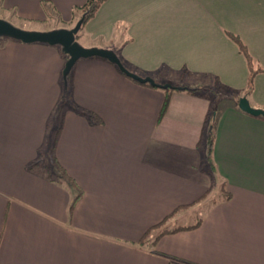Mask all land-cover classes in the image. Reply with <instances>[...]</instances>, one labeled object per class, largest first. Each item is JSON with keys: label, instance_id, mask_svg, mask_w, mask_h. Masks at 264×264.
<instances>
[{"label": "crops", "instance_id": "obj_1", "mask_svg": "<svg viewBox=\"0 0 264 264\" xmlns=\"http://www.w3.org/2000/svg\"><path fill=\"white\" fill-rule=\"evenodd\" d=\"M85 1L0 0V10L71 27ZM226 32L264 68V0H105L77 39L155 82L208 87L212 76L230 89L213 112L219 182L205 165L206 97L141 85L89 58L74 64L60 111L67 57L57 46L0 40V264H264V117L238 108L248 70ZM246 99L264 110V72ZM50 118L61 122L57 162L82 191L71 213V185L33 165ZM176 208L161 228L200 225L138 244Z\"/></svg>", "mask_w": 264, "mask_h": 264}, {"label": "trees", "instance_id": "obj_2", "mask_svg": "<svg viewBox=\"0 0 264 264\" xmlns=\"http://www.w3.org/2000/svg\"><path fill=\"white\" fill-rule=\"evenodd\" d=\"M104 1L105 0H86L81 6H76L74 8V10L72 11V14L74 15L75 13H78L79 14L78 19L82 15H84V21H83L80 29H82L85 26V24L95 15V13L97 12V10L99 9V7L102 5V3ZM226 35L229 39H231L236 44L240 54L244 57V59L246 61L248 75H247L246 88H245L243 97L247 98L252 93L254 78L256 77V75L262 73L264 70L260 66V64H258L254 60V58L250 55L246 45L243 43V41L238 36H236L232 33H229V32H226ZM77 37H78V34L76 35V40H77ZM205 77L212 80L211 86H208V87H206V86H198V87H196V86L195 87L194 86H180V88L178 90L184 91V92L191 94V95H200V96L206 97L209 101L208 113L206 116V119L208 122L206 124V127L204 128L205 130H202V134H203V131L205 133L204 139H205V144L207 147V158H206L207 163L205 162V165L207 168H209L210 173L212 172V174H210L212 181L219 182L220 178L216 175L215 166L212 163V160L210 158L211 147H212V142H213L212 128L214 126L215 118H216L215 116L213 117V112H216L219 101H221L225 97V96L221 95V93L219 92V88H221L227 92H229L230 89L221 85L215 77H212V76H205ZM128 79H130V78H128ZM130 80H132V79H130ZM132 81L136 82L134 80H132ZM136 83H138V82H136ZM138 84H140V83H138ZM141 85L150 86L147 83H144ZM174 89H177V88L166 89L165 92H169V91H172ZM70 94H71V71L67 77V88L63 90L62 98H61L60 103L58 105V108L60 109V111L65 109L66 107H68L70 105L69 104L70 102L67 103L65 101V99L69 98ZM238 100H239V98H237L236 101H238ZM168 101H169V95L166 94V96L162 102L160 111H159V118L158 119H160L163 116V114L166 110V107L168 105ZM78 112H80L81 114L86 116L90 121H98V118L92 112H88L85 110H81ZM61 113H60V117H61ZM60 125H61V122L59 120L57 126L55 127L53 137L51 138L49 148L47 150V159H48V161H50L52 163L53 166H52V168H49V166L47 164H45V165L41 164V166L46 170L48 179H51L53 181H58L61 183H64V182L68 183L69 185H71L72 189L75 191V193L73 194L72 200L70 202L69 209H68V211L71 213L74 205L80 199V197L82 195V191L78 187V185L75 183V181L65 172V170L62 168V166L57 162V159L54 155V148H55V144L57 141L58 132H59L60 127H61ZM201 139L202 138L200 137V140ZM39 164H40V162H39V160H37L36 162H34L33 165H39ZM52 175H54L55 178H53ZM220 186H221V191L223 192L222 200L229 199L230 195L226 192L224 183L222 182L220 184ZM208 191L199 200L206 198L208 195L207 194ZM212 202H215V200L213 199ZM176 211H177V208L175 210H173L170 214L166 215L160 222H158L157 224H154L153 226L148 228L142 234L140 239L138 240V244H140V245L144 244L145 241H147L149 239V237H152V233L154 231H157V233L155 235H153V237H152L153 240H152L151 245H150L151 247H154L157 240L163 235L172 234V233H176V232L184 231V230H191V229H194L200 225L201 221L198 220L193 225H190V226H175V227L170 228V229L161 228L165 224V222L174 215V213Z\"/></svg>", "mask_w": 264, "mask_h": 264}, {"label": "water", "instance_id": "obj_3", "mask_svg": "<svg viewBox=\"0 0 264 264\" xmlns=\"http://www.w3.org/2000/svg\"><path fill=\"white\" fill-rule=\"evenodd\" d=\"M83 21L84 15H82L71 28L60 27L46 31H37L19 28L7 20L0 18V40L7 38L24 44L40 43L49 46H57L60 49V52L67 57L61 72L64 89L67 88V77L74 64L81 59L89 58H99L110 62L126 77L140 84L147 83L151 87L164 90L174 88L170 84H159L149 76H140L128 70L112 49L82 46L76 40V35L80 31ZM179 88L180 87H177V89ZM237 105L238 108L246 114L255 117H264V110L251 107L245 97L239 98Z\"/></svg>", "mask_w": 264, "mask_h": 264}, {"label": "rangeland", "instance_id": "obj_4", "mask_svg": "<svg viewBox=\"0 0 264 264\" xmlns=\"http://www.w3.org/2000/svg\"><path fill=\"white\" fill-rule=\"evenodd\" d=\"M0 13H4V12H1L0 10ZM78 13H75L73 16H72V24H71V27L75 24V22L78 20ZM4 17H6L5 20H7L8 22H10L11 24L19 27V28H22V29H25V30H37V31H46V30H50V29H53L54 27H59L58 25H60L59 21L55 20V19H49L46 21L47 24H40V23H31V22H20L18 20H15L14 18H10L9 16H7L6 13L3 14ZM67 26V27H65ZM65 26H61V27H64V28H69L70 26L68 25H65ZM70 27V28H71ZM81 30V29H80ZM79 34H80V31L78 32V37H79ZM77 37V39H78ZM4 39V38H3ZM236 45V44H235ZM238 48V47H237ZM261 66V65H260ZM262 67V66H261ZM263 68V67H262ZM264 70V68H263ZM264 72V71H263ZM208 81V80H207ZM157 82V81H156ZM209 82V81H208ZM159 84H170L174 87H180V86H175L176 84H171V83H160V82H157ZM212 83L211 81L209 82V84ZM219 91L221 93V95H227V91L219 88ZM232 96V95H231ZM233 97V96H232ZM65 101L68 103L69 102V99H65ZM57 114V113H56ZM52 117L54 118V114L52 115ZM57 120V119H56ZM55 121H51V118H50V121H48V124H47V128H46V137H45V141H44V144L40 147L39 149V155H38V160L40 162V166L41 164L42 165H45L47 164L49 166V168H52V163L50 161H48L47 159V150L49 148V145H50V141H51V138L53 137V133H54V129H55ZM58 173V172H57ZM53 176V175H52Z\"/></svg>", "mask_w": 264, "mask_h": 264}]
</instances>
